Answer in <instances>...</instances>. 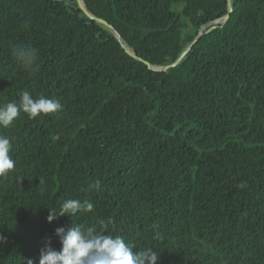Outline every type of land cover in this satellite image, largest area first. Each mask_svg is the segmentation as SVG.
<instances>
[{"label":"trees","instance_id":"16d2710c","mask_svg":"<svg viewBox=\"0 0 264 264\" xmlns=\"http://www.w3.org/2000/svg\"><path fill=\"white\" fill-rule=\"evenodd\" d=\"M82 2L143 61L76 0H0V104L27 90L63 105L0 127L15 161L0 176V264H39L49 242L61 250L57 228L100 221L158 264H264V0H230L209 32L227 0ZM200 28L175 66L149 69ZM14 44L37 51L36 71ZM62 198L93 211L49 223Z\"/></svg>","mask_w":264,"mask_h":264},{"label":"clouds","instance_id":"9594fccd","mask_svg":"<svg viewBox=\"0 0 264 264\" xmlns=\"http://www.w3.org/2000/svg\"><path fill=\"white\" fill-rule=\"evenodd\" d=\"M11 53L26 71L37 70L36 50L23 44H14ZM62 108L63 105L59 100L49 99L43 95L34 97L25 90L19 94V100L0 104V127L13 126L21 113L29 119H36L59 113ZM54 139L59 140V135ZM10 149V138L0 135V176H6L14 169L15 161L9 156ZM43 183L41 179L39 185ZM100 187V182L96 181L88 186V191L99 190ZM93 208L94 204L90 199L62 198L58 210H49L47 221L51 223L58 217L91 213ZM100 225L99 229L96 226L82 228L73 224L68 229L57 228L55 234L60 239L61 250H54L49 242L41 249L39 264H158L159 254L156 251L151 248L134 251L122 236L106 233L103 221H100ZM4 242L5 237L0 236V244ZM27 264L34 262L28 259Z\"/></svg>","mask_w":264,"mask_h":264},{"label":"water","instance_id":"95a60500","mask_svg":"<svg viewBox=\"0 0 264 264\" xmlns=\"http://www.w3.org/2000/svg\"><path fill=\"white\" fill-rule=\"evenodd\" d=\"M76 3H77V5H78L79 9H81V10L85 13V15H87L89 18H91V19H93V20H96V21H98V22H100V23L106 25L107 27H109V28L112 30V32H113V34L115 35V37H116V38L118 39V41L120 42L121 46L125 49V51H126L129 55H131L132 57H134V58H136V59H138V60H140V61H143L141 58L137 57V55H136L135 53H133L132 51H130V50L125 46V44L123 43V40L121 39L120 35L114 30V28H113L112 26H110L106 21H104V20H102V19H100V18H97V17H95V16L89 14V13L85 10V8H84V6H83V2H82V0H76ZM227 7H228V14L225 15L224 17H222L221 19H218V20H216V21H213V22L209 23L210 28L207 30V32H209V30H210L211 28L215 27V25H216L217 23L225 22V21H227V20L229 19V13L231 12V2H230V0H227ZM201 32H202V28H200V30H199V32H198V34H197L195 40L193 41V43H191V44H190V45L184 50V52L180 55V57H179L174 63H172V64L169 65V66H164V67H152V66H150L149 69L152 70V71H165V70H167L169 67H173V66H175V65H176V64H177V63H178V62H179V61L185 56V54L187 53V51H189V50L192 48L193 44H194L195 42H197V40H198V39L200 38V36L202 35ZM145 63H146V62H145Z\"/></svg>","mask_w":264,"mask_h":264}]
</instances>
